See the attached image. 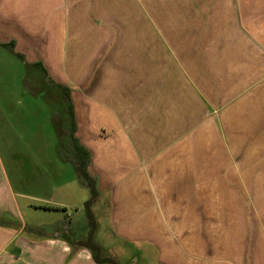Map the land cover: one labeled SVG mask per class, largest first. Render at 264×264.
Listing matches in <instances>:
<instances>
[{"label": "crops", "instance_id": "0c3cea01", "mask_svg": "<svg viewBox=\"0 0 264 264\" xmlns=\"http://www.w3.org/2000/svg\"><path fill=\"white\" fill-rule=\"evenodd\" d=\"M0 46L69 92L113 236L165 264H264V0H0ZM1 162L0 264H98L68 183L28 219Z\"/></svg>", "mask_w": 264, "mask_h": 264}, {"label": "rangeland", "instance_id": "374dc122", "mask_svg": "<svg viewBox=\"0 0 264 264\" xmlns=\"http://www.w3.org/2000/svg\"><path fill=\"white\" fill-rule=\"evenodd\" d=\"M66 102L41 66L22 64L19 58L5 54L0 46V159L11 185L24 195L18 199L24 217L29 219L35 212L33 207L45 205L38 199L52 202L54 188L67 182L66 189L59 187L54 195L67 203L61 212L76 226L71 231L73 238L98 246V252L88 247L93 263L98 253L111 260L106 264H165L156 247H151L152 242H130L113 236L106 211L100 215L94 204L91 207L94 221L89 218L85 204L92 195L76 172L75 154L72 161L68 160L71 153L64 141L70 130L64 127L65 120L71 119ZM56 114L62 119L59 124ZM19 184L21 187H17ZM102 202L101 196L97 206L103 205ZM37 216L40 221L53 217ZM166 258L163 257L165 261L172 259Z\"/></svg>", "mask_w": 264, "mask_h": 264}, {"label": "trees", "instance_id": "16d2710c", "mask_svg": "<svg viewBox=\"0 0 264 264\" xmlns=\"http://www.w3.org/2000/svg\"><path fill=\"white\" fill-rule=\"evenodd\" d=\"M56 87H58L59 89H62V94L67 99L66 106H67L68 112H70V115L72 116V119H73L71 121V123L68 124V126H67V127H69V125H70L71 138L75 142L74 152H73L75 154V158H74L75 161L73 160V162L76 166V172H77L78 176L83 180L82 182L86 184L85 186H87V188L89 189V191L92 195L90 200L86 202L85 207L87 209V213H88L89 218L92 221H94V218L91 214L92 213L91 207L94 204L95 199L97 197L98 189H97L96 179L90 174V170H89L90 164H91V156H90V153L84 147H82L79 144L78 140L75 138L76 124H75V121L73 118V112H72L71 107H70L69 92H67L62 86H56ZM40 208L48 209L47 206H40ZM86 246H88L91 249H95L96 252H98V246L96 244H91V242H90ZM95 261L98 264H106V263H110L109 261H111V260L109 258H103L97 253L95 256Z\"/></svg>", "mask_w": 264, "mask_h": 264}]
</instances>
